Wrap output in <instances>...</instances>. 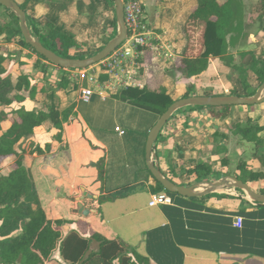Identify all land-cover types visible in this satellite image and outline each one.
<instances>
[{
    "label": "crops",
    "instance_id": "obj_1",
    "mask_svg": "<svg viewBox=\"0 0 264 264\" xmlns=\"http://www.w3.org/2000/svg\"><path fill=\"white\" fill-rule=\"evenodd\" d=\"M14 1L25 3L27 13L43 22V25L51 21L59 29L60 18L67 21L71 17L73 25H78V30H82L83 40L80 41L75 33L72 36L84 46L79 50L72 49L71 53L97 52L103 46V37H111L117 32V24L115 27L109 25L115 16L114 4L110 0H58L61 3L56 16L46 12L48 0ZM102 2L106 3L112 13H109L102 29L85 33L89 23L87 17L80 18V10L94 8ZM138 2L142 5L145 22L153 32L151 42L141 50L137 64L130 67V70L128 68V71L123 70L120 76L124 77L121 80L108 74L99 75L97 83L93 84V94L89 102L80 100L79 87L65 90L57 85L64 74L73 82V70H62L46 61H42L45 72L35 68L38 57L19 43L15 19L5 7L0 8V17L11 18L8 23L11 27L5 29L0 36V54L5 57L6 74L13 80L25 74L33 86L31 93L29 90L21 93L24 97L22 101H13L10 105L0 107V135L17 118L14 112L20 108L38 111L46 110V106L50 105L59 110L73 106L72 114L62 124L61 129L46 120L31 135L21 139L16 147L19 151L25 150L23 164L33 177L41 207L49 219L64 221V233L76 230L83 236H89L92 232H97L106 238L120 239L130 250L147 256L149 264H264V206L255 204L238 190L220 187L213 193L196 198L174 193L169 194L170 204H148L150 194L154 192V182L145 164V133L155 124L158 116L155 115L152 123L137 129L134 127L136 122L127 115L129 111L125 105L128 104L111 95L125 87L128 82L130 86H146L150 90L163 87L173 99L181 98L189 89L198 94H203L208 89L209 93L228 94L233 87L239 85L231 67L219 57H210L206 71L196 78L186 77L180 71L181 58L187 45L183 28L186 19L195 9L197 0ZM243 5H246L244 0ZM257 5L258 3L253 4L250 11ZM244 12L248 13L246 7ZM245 18L244 29L249 27ZM63 32L69 34V31ZM241 36L234 46L228 48V54L232 58L237 57L236 53L241 58L240 52L248 51L240 48ZM262 48L260 46L255 52L258 53ZM231 50H236V53L231 55ZM222 63L224 68L229 67L232 74L224 93L215 90L217 87L211 83L212 80L207 79L208 83L205 84L199 81L204 76L212 75V65L220 67ZM219 71L224 72L222 69ZM102 76L105 79L101 80ZM201 87L204 89L200 92ZM92 103L102 104L103 112L78 113V104ZM111 111L115 113L112 114ZM119 111L124 112L120 119L117 114ZM178 112L182 119L178 118L164 126L154 143V151L158 165L168 171L173 170L181 185L189 186L200 180L216 181L226 175L234 176L238 172V162L245 160L238 159L232 167L233 163L228 156L230 140L241 139L250 149L253 148L252 167L247 162L245 165L253 171H264L254 156V144L231 133L236 123H244L248 119L264 125V101L250 106H233L230 115L223 120L213 117L206 108H194L190 112L186 107ZM184 117L188 120V130L179 133ZM116 128L124 133L120 134ZM215 132L226 135L227 139L222 140L219 136L215 141ZM217 141L225 144V155L214 153ZM32 144V148L40 146L44 153L37 154L31 153L30 149L26 150ZM46 144L50 145L48 150H45ZM223 156L227 158L226 163L222 162ZM213 157L219 163L214 162ZM15 160L14 155L1 158L0 173L7 175L14 168ZM196 162H209L213 173L203 179H190L184 170ZM227 168L232 169L231 173H225ZM211 176L213 177L210 178ZM248 185L258 192L264 191V179ZM138 186L141 191L130 193ZM43 187L46 188L45 191L42 190ZM119 192L123 194L120 198L116 197ZM86 193L93 197L88 198ZM42 200H45L44 203ZM78 202L90 210L88 215L75 211ZM237 217L242 219L241 226L235 225ZM97 249L98 242L92 240L90 251ZM52 258L61 264H70L61 258L58 249L54 251Z\"/></svg>",
    "mask_w": 264,
    "mask_h": 264
},
{
    "label": "trees",
    "instance_id": "obj_2",
    "mask_svg": "<svg viewBox=\"0 0 264 264\" xmlns=\"http://www.w3.org/2000/svg\"><path fill=\"white\" fill-rule=\"evenodd\" d=\"M110 1L113 3L112 0ZM127 1L123 0L124 3ZM18 4L25 11L27 25L31 33L37 36L46 48L67 58H84L96 53L92 52L87 56L81 53V55L72 54V49L78 50L73 36L65 34L51 21H47L44 26L39 27L32 21L35 18L27 13L26 4ZM258 5L259 9L264 11V0H260ZM243 6V0H224L223 2L219 0H197V5L186 19L183 28L187 45L184 56L181 58L180 71L184 76L195 78L200 76L206 71L210 57H219L227 66L231 67L239 85L233 87L228 94L252 96L255 93L264 81V47L258 53L255 51H241V58L250 54V59L246 65L243 63L230 65L232 57L228 54V48L237 43L244 30ZM5 9L16 20L19 43L36 54L38 60L34 66L45 72L46 68L42 61H48L24 42L17 18L9 9ZM257 17L263 21L264 13H259ZM109 25L110 27L116 26L115 16ZM8 27H11V24H0V36ZM115 34L116 31L111 37H103V46ZM138 49L143 50L144 47ZM4 61L5 57L0 54V107L10 105L13 101H22L24 97L21 93L28 90L31 93L33 90L27 75L21 74L13 80L10 75L6 74ZM251 78L255 80L256 85L253 83L254 81L250 82L249 79ZM103 79H105L104 76L101 77V80ZM71 82L64 74L60 77L57 85L65 90H75L76 86H70ZM192 95L220 94L207 91L198 94L195 90L189 89L182 97ZM111 96L122 103L142 109L158 117L177 100L173 99L163 87L158 90H150L146 86L141 88L138 86H125ZM232 107L198 106L187 107V109L191 112L194 108L198 110L206 108L213 117L223 120L230 115ZM72 111L73 106L59 110L56 106L50 105L46 106V110L41 109L38 111H27L20 108L14 112L17 118L0 135V159L11 155L16 156L14 168L7 175L0 173V264H61L52 258L54 251L57 249L61 258L70 264H149L147 256L130 250L129 246L120 239L106 238L97 232H92L89 236H83L76 230L64 233L62 230L64 221L49 219L41 207L33 177L23 164L25 150L20 149L19 151L16 147L21 139L31 135L34 129L46 120H50L56 128L61 129L62 124L68 121ZM178 118L182 119L180 112H176L168 123L177 121ZM0 119H2V116ZM187 123L188 120L184 117L179 127V133H185L188 130ZM231 133L239 135L243 140L254 144V156L264 168V125H259L248 119L244 123H236ZM146 136L147 132L145 133ZM219 136L222 140L227 139L226 135L215 132V141ZM49 147L50 145L46 144L45 150H48ZM216 147L214 153L225 155V144L217 141ZM30 152L43 154L44 149L35 146L30 149ZM222 162H227L225 156H223ZM158 166L165 177L181 185L177 181V174L173 170L168 171V169ZM237 170L238 172L234 176L244 183L248 184L264 179V171L250 170L246 167L244 161L238 162ZM147 171L154 182L153 191L174 194L166 191L152 177L149 170ZM184 173L190 179L199 180L212 174L213 168L209 162H196L190 168L185 169ZM123 189L125 188L123 187ZM260 193H264V191H260ZM92 240L98 242V249L94 252L90 251Z\"/></svg>",
    "mask_w": 264,
    "mask_h": 264
},
{
    "label": "water",
    "instance_id": "obj_3",
    "mask_svg": "<svg viewBox=\"0 0 264 264\" xmlns=\"http://www.w3.org/2000/svg\"><path fill=\"white\" fill-rule=\"evenodd\" d=\"M114 4L115 18L117 24L116 35L111 38L98 52L84 58H67L58 55L52 50L46 48L39 40V38L31 33L26 21L25 11L14 0H0V5L9 9L17 18L19 29L24 42L30 45L36 53L43 56L49 63L64 69H84L94 65L105 58H107L117 47H119L127 37L128 30L124 20V2L123 0H112ZM264 101V81L259 85L257 90L252 96H238L229 94L220 95H192L181 97L175 100L157 119L155 124L150 128L147 133L145 142V164L152 177L161 184V186L170 193H175L183 197H203L210 193L215 192L218 188H234L243 191L251 201L259 206H264V193H260L253 189L247 183H244L235 176L226 175L216 181L200 180L189 186L179 185L172 182L169 178L165 177L158 166L156 161L154 143L157 141L159 134L164 126L168 123L170 118L180 109L186 107H220V106H237V105H255ZM145 189V188H144ZM195 189H202L197 192ZM134 191H141L138 186ZM128 193V192H126ZM125 195V194H124ZM92 198L91 194L86 195ZM123 196L116 195L120 198ZM77 209L79 214L88 215L90 210L82 206L78 202Z\"/></svg>",
    "mask_w": 264,
    "mask_h": 264
},
{
    "label": "rangeland",
    "instance_id": "obj_4",
    "mask_svg": "<svg viewBox=\"0 0 264 264\" xmlns=\"http://www.w3.org/2000/svg\"><path fill=\"white\" fill-rule=\"evenodd\" d=\"M244 1L246 2V5H244L243 8L246 7V12H248V13L245 14L244 9H243V12H244L243 16H244V18L246 17L245 20H246L247 25H249V27H246L242 31V36H241V40L239 41V44H240L241 50H248L247 52H253V51L258 50L260 46L264 47V29H263L264 20L262 21L261 19H259L257 17L258 13H261V12L264 13V11H263V9H262V11L259 9V5H257V7L255 9H252V11H250L253 4L258 3L259 0H244ZM60 3H61V1H58V0H48V6L46 8L47 9L46 12L56 16L58 14V11H59L58 5ZM0 8H4V7H2V5H0ZM80 13H81L80 18L87 17V23H89L87 25V30L85 31V33L86 32L93 33L97 29H102V26L106 23L107 17L109 16V13L111 14L112 12L109 11V8L107 7L106 3L102 2V3H100V5L98 3L96 6H94V8L80 10ZM59 16H60V13H59L58 17ZM0 18H1V21H0L1 25L2 24H8L11 21V18H7L4 16L0 17ZM32 21L34 24L38 25L39 27L44 26L43 22L41 23L37 18L33 19ZM14 23H15L14 25H17L16 20H14ZM59 29H61L62 31H69V34H67V35H70V36H72V34L75 33L76 37L81 39L80 41L83 40L81 37L82 36L81 31L82 30L81 29L78 30L79 29L78 25L77 26L73 25L71 17H68L67 21L63 18H60ZM76 47L79 50V49H81V47H84V46L82 43L76 42ZM234 52L236 53V50H231L230 54L232 55ZM73 53L75 55L83 54L85 56H87L89 54V52L88 53L87 52L81 53L80 51L79 52L75 51ZM236 56H237L236 58L235 57L232 58V60L230 61V65L233 64V61L241 62L244 65H246L250 59V54H247L245 56V58H242V59L240 58L239 55H237V53H236ZM217 64H219V63H217ZM221 65L222 66H220V67H219V65H218V67H217V65L216 66L212 65V75H210V76H212V78H210V76L208 75V76L202 77L201 80H199V81L202 84H205L207 82V79L212 80L211 83L217 87V89H215V90L221 91L224 93L225 88L228 86L227 81H230V76L232 77V74L229 72L230 66L227 69V68L223 67V63ZM86 69H89V68H86ZM220 69L224 70V72L221 73L219 71ZM69 70H73V69H69ZM64 71L66 72V70H64ZM94 71H92L91 69L88 70L89 73L94 72ZM225 71H228V72L226 73ZM251 80L254 81L253 83L255 85L257 84L253 78H251ZM74 85L76 86V89H77L80 86V82L74 80L73 82L70 83V86H74ZM203 89L204 88L201 87L200 92ZM228 89H230V88L228 87ZM207 91L209 92L210 90L208 89ZM125 106H126L127 110L129 111V113H127V115H129L131 117L133 122L134 121L136 122L134 124V127H136L137 129H141L145 125H148V123L149 124L152 123L156 117L154 114L146 112L142 109H139V108H136V107H133L130 105H125ZM77 109H78V113H81V114L82 113L83 114L84 113H94L96 111L103 112V106L100 103L99 104H97V103L93 104L92 103V104H87V105L78 104ZM111 113L114 114L115 112L111 111ZM123 113L124 112H122V111H119V113L117 112V114H119V119L122 118ZM75 114H77V113L75 112ZM229 128H230V125H229ZM231 139H233V137H231ZM26 143H25L24 147H26ZM252 145L253 144H250V146H252ZM22 146L23 145L21 144V147ZM32 147H33V144L30 145L28 148H26V150L31 149ZM252 152H253V148L250 149L249 145L245 144L244 141H242L241 139H239L238 141H236V140L231 141L230 140V147H229V155L228 156H229L230 160L232 161L231 163H233L232 167L234 166L235 162L238 159L245 160V162H247V165L252 167L251 162H254L251 159ZM213 159H215L214 162L219 163L218 159H216L215 157H213ZM231 170L232 169L227 168V170H226L227 172L225 171V173H231ZM212 177L213 176H211L210 178H212ZM42 190L45 191L46 188L43 187ZM238 191L245 194L241 190H238ZM126 192L127 191H125V193ZM121 194H122V192H119L117 195H121ZM44 201L45 200H42V203H44Z\"/></svg>",
    "mask_w": 264,
    "mask_h": 264
},
{
    "label": "built area",
    "instance_id": "obj_5",
    "mask_svg": "<svg viewBox=\"0 0 264 264\" xmlns=\"http://www.w3.org/2000/svg\"><path fill=\"white\" fill-rule=\"evenodd\" d=\"M124 20L128 30V34L124 42L117 47L107 58L91 65L87 68L94 72L89 73V69H73L71 78L80 82L78 88L80 92V100L89 102L93 94V84L97 83L98 76L108 74L115 79H120L124 69L128 71L130 67H134L137 57L141 54L138 48L149 46L153 32L150 31L144 20V12L142 5L135 0H128L124 3ZM130 82L127 83L128 86ZM126 85V86H127ZM120 134L124 131L116 128ZM253 202V201H252ZM171 203V196L167 192H152L150 194L149 206H161ZM242 219L236 218L235 225L241 226Z\"/></svg>",
    "mask_w": 264,
    "mask_h": 264
}]
</instances>
